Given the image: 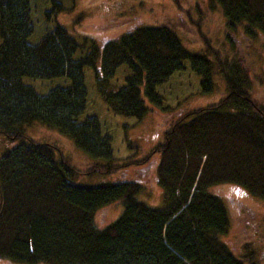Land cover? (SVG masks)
Masks as SVG:
<instances>
[{
  "label": "trees",
  "instance_id": "obj_1",
  "mask_svg": "<svg viewBox=\"0 0 264 264\" xmlns=\"http://www.w3.org/2000/svg\"><path fill=\"white\" fill-rule=\"evenodd\" d=\"M215 1L228 25L241 23L264 35V0ZM32 29L29 0H0V133L22 138L0 153V257L27 264H255L221 238L228 208L209 190L228 181L264 197V101L252 96L244 61L210 46L191 51L165 23H139L99 43L77 39L59 22L31 42ZM183 59L199 75L201 91L212 90L214 68L226 90L170 120L139 160L157 154L161 201L139 198V179L73 180L129 162L112 154L110 135L101 132L95 114L77 117L86 102L83 67L94 68L95 87L109 109L141 117L145 98L161 103L156 85L182 68ZM121 64L126 72L116 84ZM24 74L65 75L68 82L38 92L21 79ZM34 119L68 134L95 159L78 169L53 142L25 133ZM115 198L122 200L120 213L95 224V209Z\"/></svg>",
  "mask_w": 264,
  "mask_h": 264
},
{
  "label": "rangeland",
  "instance_id": "obj_2",
  "mask_svg": "<svg viewBox=\"0 0 264 264\" xmlns=\"http://www.w3.org/2000/svg\"><path fill=\"white\" fill-rule=\"evenodd\" d=\"M54 1L60 4L57 6ZM29 7L33 29L27 39L31 42L52 28L55 22L64 25L77 39L88 37L98 43L139 23H165L177 32L182 43L191 51L205 50L210 46L218 49L221 55L230 54L242 59L252 77V96L257 101H264V35L259 31L247 32L241 23L228 25L215 0H29ZM94 72L91 66L83 67L86 102L77 117L81 119L87 114H95L101 132L110 135L112 154L125 156L129 162L107 173H79L73 180L95 183L120 178L139 179L142 188L137 196L148 203H159L161 188L154 175L157 154L149 155L143 162L139 160L162 139L163 130L170 120L190 108L205 105L222 96L226 90L225 81L214 68L212 90L201 91L199 75L191 69L188 59H183L182 68L157 83L156 90L162 95L161 103L153 104L145 98L148 108L143 116L136 117L115 113L108 108L95 87ZM125 72V65L117 66L112 81L121 83ZM21 79L38 92L68 82L65 75L34 77L24 74ZM24 130L30 137L53 142L59 152L82 171L95 159L76 146L68 134L38 119L25 124ZM20 141V137L12 139L0 133V153ZM209 190L221 195L228 208L229 225L221 238L245 262L264 264V197L228 181L211 184ZM122 206L121 198H115L97 207L93 214L95 224L102 226L115 218ZM0 264L27 263L0 257Z\"/></svg>",
  "mask_w": 264,
  "mask_h": 264
}]
</instances>
